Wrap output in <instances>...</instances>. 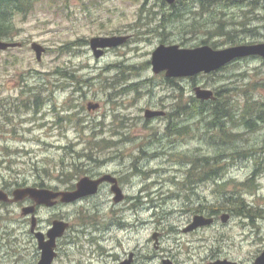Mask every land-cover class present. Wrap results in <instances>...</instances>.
Returning <instances> with one entry per match:
<instances>
[{
    "label": "rangeland",
    "instance_id": "obj_1",
    "mask_svg": "<svg viewBox=\"0 0 264 264\" xmlns=\"http://www.w3.org/2000/svg\"><path fill=\"white\" fill-rule=\"evenodd\" d=\"M249 3L252 4L249 6ZM249 3L236 2L231 8L225 4H216L206 11L199 9L196 5L188 6L187 10L183 7L186 5L183 4L176 10L179 16L176 19H170L169 22H167L169 6L162 7L161 0H34L29 10L14 13L10 19L14 36L3 39L18 41L22 43V46L0 50V160L2 161L0 184L24 180L25 187H31L34 181L38 183L42 181L45 187L53 188H64L70 185L62 181L69 178L66 175L73 173L75 163L83 165L84 172L89 170V158L82 155L89 154L84 150L89 151L91 143L95 142L91 137L93 131L90 126L96 125L95 130H115L125 125L124 115L133 119L125 127L129 124L135 125L133 129H138L142 135L144 134L135 143H144L150 138L155 142L154 139L158 138L157 131L164 130L166 121H153L148 126H143L141 122L138 124L137 121L143 116L144 108H160L162 103L166 106L171 103L170 88L151 68V55L156 46L160 43H177L193 48L204 43L211 45L218 42L214 47L224 48L234 44L226 43V38L223 39L222 36H211L209 33L217 31L220 24H226L225 28L228 29L241 28L243 27L239 25L242 24L241 22H248L249 28L253 31L251 36L245 39L240 36L242 41L236 44L262 42L264 41V7L260 2L259 4L253 1ZM161 22L165 28L161 27ZM230 22L234 24L228 25ZM151 29L154 32L149 33ZM121 30L134 34L133 38L126 45L112 50L102 59L96 60L86 51L74 56L75 47L72 45L76 38L88 39L101 31L115 34ZM142 31L148 32L144 34ZM34 43L46 48L38 60L32 48ZM81 47L84 48V46ZM83 63L93 67L88 69L90 72L86 70L75 72L74 69L78 70L77 67ZM108 64H111L113 68L117 66L119 69H116L119 71L123 69L124 73L118 70H104L103 68ZM77 74L83 79L97 75L99 79L96 81L106 79L118 81L127 78L125 82L139 83L141 95H136L130 90L127 95L114 100L115 104H110L101 90L104 85L102 87L98 83L87 89L88 99L100 102L101 106L89 112L85 107L89 100L74 94L73 86L66 87L67 81L71 80L70 75L75 77ZM41 82L64 85L61 89H51L54 92L52 96L46 95L44 108L40 114L12 113L8 122L7 116L2 115V105L8 107V103L15 97H20L21 100L26 99L29 96L28 85H39ZM177 82L188 85L186 96L192 95V98L195 97L196 86L215 90L222 88L224 97L229 99V102L233 101L235 110L237 111L238 108L239 114L240 111L247 109V106L252 108V114L257 104L264 107V60L261 58L239 60L226 65L217 73L201 74L194 80L180 79ZM176 90L174 92L178 95L179 92ZM176 103H180L178 97ZM113 105H118V108L110 111ZM58 114L65 118L58 126H55ZM41 116L42 119H40ZM199 119L190 116L187 122H184L189 125L186 134L161 138V142L150 147L151 150H161L163 154L156 158L142 159L141 167L145 170V174L135 177L133 182L138 184L142 181L141 178L147 177L139 184L142 186L155 184V180L157 184H151L149 189L153 191L160 189L158 194L160 197H156L157 192L154 193V197L157 200L162 198V200L157 201V208L150 209L151 204L144 200L142 205L138 206L140 208L137 214L127 210L124 218L127 223H132L135 227L128 232L119 228L107 230L108 239L104 242L106 247L113 248L120 239L128 248L135 247L137 242L142 243L143 254L153 256V259L145 258V264H162V259L168 257L165 254L171 255L174 264H206L211 254L213 257L217 254L220 256L229 254L240 259H249L263 247L264 241L260 237L264 234V166L257 168L252 159L245 157H235L228 162L226 160L222 162L224 167L222 175H225L227 178L225 182H228L224 186L226 191L223 194H228V190L232 192L237 189L245 197L243 200L246 205L254 208L255 212L258 211L257 216L262 217L253 220V225H249L252 228L248 226L249 220L246 218L234 217L221 229L212 228L198 232L185 230L187 224H184V221L198 206L193 204L190 196L194 193L193 198H197L202 193L203 187V185H196V192L190 185L182 186L186 170L190 166L187 157L203 155L211 160L217 153L222 157L220 153L223 151L215 143L217 131L209 130L205 139L201 115ZM99 122L104 124H98ZM158 125L160 126L157 127ZM162 134L163 132L159 133V135ZM252 137L250 133H244L239 144H247ZM251 143L257 144L255 141ZM155 151L150 152L153 154ZM105 153L111 152L96 153L97 158L104 157ZM131 159L127 156L124 161L108 162L103 170L124 171L125 166L121 165L125 162L127 166H130ZM254 168L257 171L256 174H254ZM251 173L253 175L248 182ZM78 177H80L79 174L76 178L73 177L72 181L74 182ZM241 181H244V186L236 183ZM248 184H250L249 187H247ZM172 193L175 196H170ZM208 196L212 198L210 194ZM203 200L201 203L204 205ZM227 200L228 198L222 196L218 201H208L205 205L218 204L224 212L231 211L232 208ZM103 205L104 211L95 212L96 216H93V212L84 207V204L67 205L59 209L44 208L40 216L51 220L50 215L55 216L56 211L61 210L62 213H69L73 220L84 218L87 222L105 224L110 216L106 212L107 205L111 203L109 201ZM187 207H191L192 212L186 211ZM160 209L163 214H160ZM0 213V234L7 233L11 237L6 229L16 234L20 232V228L13 226L14 220L22 216L19 207H3V209L0 208ZM192 221L193 218L189 225ZM255 221H259V229L256 228L258 224ZM154 234L157 235L156 240ZM154 245L159 247H155L154 250ZM10 246L8 242L7 247L11 248ZM16 247V244L12 245L11 250H17ZM86 250L87 247L81 245L79 250L76 249L69 255L78 257L80 253L85 254ZM0 264L14 263L7 256L0 255Z\"/></svg>",
    "mask_w": 264,
    "mask_h": 264
},
{
    "label": "flooded vegetation",
    "instance_id": "obj_2",
    "mask_svg": "<svg viewBox=\"0 0 264 264\" xmlns=\"http://www.w3.org/2000/svg\"><path fill=\"white\" fill-rule=\"evenodd\" d=\"M251 1L258 4L260 2L261 6L264 7V2L262 0H194V1L174 0L172 3H168L165 0H161V6L162 7L165 5L169 6V10H168L169 19L168 20L166 19L167 22H169L170 19L173 20L179 16L176 10L179 8L180 5L183 4L186 5L183 7L187 10H188V6L196 5L199 7V9L206 11V9H209L210 6L216 4H225L228 8H231L234 6L236 2L246 4ZM251 4L252 3H249L248 5L250 6ZM249 10L252 11V9L250 8ZM232 24L234 23L230 22L228 25H232ZM161 27L165 28L163 22H161ZM106 32L107 31L98 32L97 35L91 36L88 39L82 37L76 38L72 45V47H75L73 50L74 56H77L79 52L84 53L86 51L87 53L89 52L90 55L94 57L96 60H100L104 56L108 55V53H110L112 50L126 45L127 42L130 39H132L134 36V34L123 32L122 30L119 33H115V34L106 33ZM142 32L145 34L148 31H142ZM151 32H154V30L153 29H151V31L149 30V33ZM209 34L211 36H222L223 39L225 38L227 39L229 37V35L224 33L223 30L221 29H218L214 33H209ZM94 37H117V38L125 37V39L123 40V42H116V44L114 45H106V46L104 45L93 48L91 44V40ZM0 39L4 40L3 38ZM206 41H208V37H206ZM160 44H164L166 46L177 45L180 48H187L177 43H171V44L160 43ZM18 46H22V43L19 42ZM81 46H84L86 50ZM10 48L12 47L6 48L4 50ZM98 51H100L101 54L97 57L95 53ZM247 58H242L240 60ZM237 61H239V59L228 63L227 66ZM225 66L211 73H217ZM77 68L78 70L74 69L75 72H83L81 70H86V72H90V70L88 69H92L93 67L90 66V64L83 63L81 64V66ZM95 68H99V67H95ZM116 68L118 67L115 66L113 68L111 67V64H108L103 69L106 71L107 70L113 71L119 69ZM121 69L122 66L120 67V70ZM56 72H60V71L56 70ZM119 72L124 73L123 69ZM156 74H158V76H160L164 84H166L170 88L171 92H169V98L171 99V103L168 104L167 106L164 103H162L160 108H149V107L144 108L142 110V113H144L143 116L138 119L139 121H137V123L141 122L143 126H148L153 121H157V120L166 121V123L163 126L164 130L157 131L158 135L156 137L158 138L154 139L155 142H153L152 138H150L147 139L144 143L143 142L135 143L141 137H143L144 134L142 135L138 129H133L135 125L129 124L128 127H125L129 121L131 120L133 121V119L127 118L126 115H124V118L126 119L125 125L115 130L113 129L95 130L96 125L93 124L92 125L93 127L90 126V129L93 131L91 137L93 138V140H95V142L94 144L91 143L90 146L91 148L89 151L84 150V152L90 154L89 157L90 164L88 165L89 170L88 172L85 171L83 175H79V176L80 177L89 176L91 179L97 180L103 175L108 174L112 178H114V181L103 180L99 182L97 185V189L93 194H89L81 198H78L72 203L67 204L62 202L61 196H59L57 197L55 204L52 206H47L45 204H38L29 196H26L23 199L15 200V196L13 194L14 190H16L17 188L25 187L23 186L24 184L19 187H16L18 186L16 182H18L19 180H15L14 182L12 183L10 182L5 185L3 183L0 184V190L4 191L7 195V200H0V208L3 209V207L17 206L20 208L22 215L14 220L15 225H13L16 228H20V232L16 234L12 232V230L6 229L8 230V232H10L9 235H11V237H9L7 233L0 234V255L2 257L7 256L9 260L14 264H39L43 254V249L40 247L39 240L42 237L43 241H48L49 229L52 227L53 222L55 220H59L66 222L67 225L64 228L63 232H61V234L58 235L54 240V244L52 247V251L54 254L49 264H95V263L96 264H122V263L145 264L144 263L145 258L153 259V256L151 254H143L142 243L137 242L135 247L128 248L124 245L123 241L120 239L118 242H116V246L113 245V248H111V247H106L104 245L105 244L104 242L107 241L108 239V237L106 236V231L109 229L119 228L126 230L128 232L131 231L133 227H135V225H132V223H127V221L124 218L125 217L124 213L127 210L132 212L133 214H137L140 208L138 206L142 205V202L144 200L148 204L149 203L151 204L149 205V209L152 207L153 208L158 207L156 206L157 201L162 200V198H159L158 200L156 198V197H160V195H158L160 189L156 191L149 189L150 186H152L151 184L153 185L157 184L156 181L154 180L155 184L150 183L147 185L139 186V184H141V182L147 177L141 178L142 181L138 184L134 183L133 179L137 176L140 177L143 174H145L144 173L145 170L143 169V167H141L142 159L156 158L160 154H163L161 150H156V149L151 150L150 147L156 143L161 142V138L171 137L175 135L176 123H180V126H183V128H185V132L187 131V128H189V125L184 124V122H187V120L190 118V105L193 98L192 95L186 96V89L188 88V85H181L179 82H177V80L184 79L187 81H191L194 80L195 77L186 76V77L176 78L175 76H166V72L164 70L160 72H156ZM96 79H99L97 78V75L90 76V78L88 79H83L81 76H78V74L75 75V77L72 75L71 80L67 81L68 83H66V87L73 86L74 94H78L77 95L78 97L87 100L89 98V93H88L89 91H87V89H90L92 86L99 83L102 85V87L104 85V88H101V90H103V92L105 93L107 102L110 104H115L114 100L127 95L130 92V90L135 92L136 95H141L140 94L141 91L139 90L140 88L138 87L139 83L125 82L127 78L118 81H107L106 78H105L106 80L104 79L105 81H100V80L96 81ZM63 85L64 84H62V86H59L57 83H47V82H41L39 85H28L29 96L23 100H21L20 97L13 98L12 101L8 103V107H4V105H2V115L5 114L7 116V121L10 122V115H12V113H18V115L24 112L27 113L29 112L32 114L34 113L40 114L41 110L44 108L46 95L48 94L49 96H52L54 92L51 89H61ZM207 89H210L212 91V96L207 99H200L202 101V112H201L202 129L203 130L205 129L204 130L205 139H207L209 130L215 129L217 131L215 143L218 145V148H220L223 151L220 153L222 157H220V155H218L217 153L216 156L210 160L212 162L203 163L204 174L205 175L207 174V169L209 165H211L214 166V169L216 168L218 171L215 176L204 177L200 180L185 179L184 180L185 182L182 181V186L190 185L192 189L196 192H197L196 185L199 186L203 185L202 193H200V195L198 194L200 197L198 196L197 198H193L194 195L190 196L191 200L193 201V204L198 206L195 208L197 210H194V213L187 216L188 218L184 221V224H187L186 226H188L194 215L198 213L205 216L206 218H213V222L211 224L198 226L197 228H194L190 232L204 231L206 229H212V228L221 229L224 226H226L228 222L234 217L246 218L247 220H249L248 221V226H249V225H253L254 222L253 220H257V218L262 217V216H257L256 213L255 214L250 213L246 216V215L238 214V212L232 210L224 212V210H222L218 204H214L210 206L205 205L208 203V201H212V200L218 201V199L222 196L228 198L227 201H233L240 198L245 199L243 194L239 192L237 189L236 191H232V192L228 190L229 192L228 194L225 195L223 194L226 191L224 186L228 184V182H225L227 178L225 177V175H222V172L224 170V167H222L223 165L222 162H224L225 160L226 162H228V160L234 159L235 157H245L248 159H252L254 163L258 166V167L256 166L257 168H261L262 166H264V113H259V114L250 113L247 115L239 114V112H237L238 108L237 111L235 110L233 101L231 100V102H229L230 100L224 97L222 88H218L217 90L211 88H207ZM49 90L51 91L48 92ZM174 90H176V92H179L178 95L177 93L174 92ZM177 97H178V102L180 103H176ZM100 106H101L100 102H95L93 100H89L85 104L86 110L89 112L99 109ZM181 106L183 107V110L181 109ZM217 107L218 109L219 107H224L225 113L223 114L220 113L219 115L216 114ZM117 108L118 105L116 106L113 105L110 107V111H115L117 110ZM148 110L156 111L157 113L151 116H146V112H148ZM177 110H179V114L176 113ZM63 118L65 117L58 114L55 126H58L60 122H62ZM40 119H42V116L40 117ZM98 124H104V123L99 122ZM159 126L160 125H158L157 127ZM160 132H163V134L159 135ZM244 133H250L253 137L251 141H249L247 144L244 143L240 145L239 142L240 140L243 139ZM258 138H260V140H258ZM252 141H255L257 144L253 145L251 143ZM104 151L111 153H105L106 155L108 154L109 155L108 156L105 155L104 157L100 156L99 158H97L96 153H101ZM150 151H155V153L152 154ZM261 154H262V158H261ZM127 156H130L132 159L130 166H127L126 163L123 162V165L121 166L122 167L125 166L124 171L110 172L109 170H103V167L105 166V164L107 165L108 162L111 163L114 160L124 161ZM203 157L208 158L207 156H203ZM74 165L77 164L75 163ZM256 173L257 171L255 170L254 174ZM252 175L253 173H251L248 182L251 180ZM66 176H68L69 178L65 179L64 181L66 182L64 183L66 184L70 183V185L65 186L64 188L41 186L37 184L38 183L37 181H34L33 182L34 184L32 183L31 187L48 188V189L51 188V190L55 192L75 190L76 183L80 177L75 179L74 182L72 181L73 177L75 178L77 177V173L74 171V169L72 174ZM191 181H198V182L192 183ZM20 182L24 183L25 181L20 180ZM40 183H42V181H40ZM236 183L241 186H244L245 184L244 181L236 182ZM249 186L250 184H248L247 187ZM155 192H157L156 197H154ZM208 194H210L212 198H209ZM170 196H175V194L172 193ZM185 196L187 197V195ZM199 199L201 200L204 199L203 201L205 202L204 204L205 206L201 202H199L201 201ZM109 201L111 205H107L108 211L106 212H108L110 216L107 218L105 224L95 223L91 221L87 222L86 219L84 218L73 220L69 216V213H62L61 210H57L55 216L50 215L51 220L47 218H42L40 216V212L44 208L59 209L63 206L76 205V204H84L85 205L84 207H87L89 211L93 212V216H96L95 212L97 211L103 212L104 211L102 209L104 206L103 204H106ZM27 206H33L34 210L31 213L25 215L23 214V208ZM198 207H201V209ZM185 210L188 212H192L191 207H187ZM159 212L160 214H163L161 209L159 210ZM224 215H227L226 220L222 219ZM256 223L258 224L256 228L259 229L260 228L259 221ZM249 227L252 228L251 226ZM260 239L264 241V234H262ZM8 242H10L11 248L12 245L16 244L17 250L12 251L11 248H8L7 247ZM80 244L87 247V250L84 252L85 254L80 253L78 257H70L69 253L72 254V252L76 249L79 250V248L81 247ZM155 247L158 248L159 246L154 245V250ZM263 249H264V245L259 250V252H257L249 259H240L239 257H234L229 254L223 256L217 254L216 257H213V255L211 254L209 256L211 258H208L206 264H209L211 261L218 259L227 260L230 262H237L238 264H254L256 257L261 253V251H263ZM221 250H223V248ZM165 255L168 257L163 259H170L172 261V264H174L171 255H167V254Z\"/></svg>",
    "mask_w": 264,
    "mask_h": 264
},
{
    "label": "water",
    "instance_id": "obj_3",
    "mask_svg": "<svg viewBox=\"0 0 264 264\" xmlns=\"http://www.w3.org/2000/svg\"><path fill=\"white\" fill-rule=\"evenodd\" d=\"M172 3L174 0H165ZM264 1V0H263ZM123 38L117 37H94L91 40L92 47L114 45L116 42H123ZM19 45L17 42L0 40V49L4 50L8 47H15ZM32 48L35 50L36 58H41V53L45 50L41 45L34 43ZM100 51L95 55L98 57ZM261 56L264 58V42L245 43L233 46H228L220 49L212 48L208 44L193 48H180L177 45L166 46L160 44L152 52L151 65L154 72L166 71V76H192L199 72H211L216 70L228 62L247 56ZM195 95L200 99H207L211 97L212 91L208 89H201L196 87ZM156 111L146 112V116L156 114ZM103 180L114 181L110 175L105 174L97 180L91 179L89 176L81 177L76 183V189L73 191H58L55 192L48 188H33L24 187L17 188L13 194L15 200L23 199L26 196L32 198L38 204H45L52 206L55 204L57 197L61 196V201L64 203H71L83 196L93 194L99 182ZM0 200H7V195L4 191L0 190ZM34 210L33 206L23 208V214H29ZM223 220L227 219V215L222 217ZM213 222V218H206L203 215H194L193 221L188 225L185 230H193L198 226L208 225ZM67 223L59 220L53 222L52 227L48 231L49 240H39L40 247L43 249L42 259L39 264H49L53 257L52 247L55 238L63 232ZM157 239V235H153ZM126 264V263H122ZM162 264H172L171 260L164 259ZM209 264H238L237 262H230L227 260H215ZM254 264H264V250L256 257Z\"/></svg>",
    "mask_w": 264,
    "mask_h": 264
},
{
    "label": "trees",
    "instance_id": "obj_4",
    "mask_svg": "<svg viewBox=\"0 0 264 264\" xmlns=\"http://www.w3.org/2000/svg\"><path fill=\"white\" fill-rule=\"evenodd\" d=\"M33 1L34 0H0V38L14 36L12 23L10 21V19L12 18V15L14 13H21V12H25V11L29 10L31 3H33ZM248 12H250V11H248ZM241 23L242 24H239V25L243 26V27L240 26L242 29L237 28V27L228 29V28H225V27H227L226 24L225 25L221 24L220 26H218V29L223 30L224 33L229 35V37L226 39L227 41H225L226 43H228V44L240 43L242 41L240 36H242L244 39L248 36H251L253 29L249 28V26L247 24L248 22H241ZM245 33H249L250 35H247ZM217 43L218 42H214V43H211V45L214 47V46H217ZM63 76H66V75H63ZM70 77H72V75H70ZM182 106H181V109L183 110ZM216 110H217L216 114H218V115L220 113L221 114L225 113L224 107H219V109L217 107ZM201 112H202V101L200 99H196L193 96V99H192L191 105H190V116L195 117L196 119H199ZM253 112L256 114L264 113V108L261 105L257 104V107H256V109H254ZM176 113L179 114V110H177ZM250 113H252V109L250 106H247V109H245L244 111H240V114H246L247 115ZM199 121H200V119H199ZM187 132H188V128H187V131L185 132V128H183V126H180L178 123H176V127H175V135L176 136L184 135ZM82 156H86L87 158H89L90 154H84ZM187 158L189 159L190 166L186 170L185 179L200 180L204 177L215 176L218 172L216 168L214 169V166L209 165V167L207 169V174L206 175L204 174L203 163L204 162H212V161H210L209 158L203 157V155H193L192 157H187ZM0 164H2L1 160H0ZM74 170L77 173V175L78 174L81 175L84 172L85 168L83 167V165H74ZM63 182H66V181L63 180ZM191 182L197 183L198 181H191ZM16 184L18 186H21L24 183H21L20 181H18V182H16ZM38 185L44 186V183L43 182L38 183ZM192 195H194V194L192 193ZM194 202H196V201H194ZM199 202H201V201H199ZM227 202H229L230 208H232L231 210L238 212V214H242V215H246V216L250 213L251 214H255V213L258 214L257 213L258 211L254 212L255 209L250 207V206H247L242 198L237 199V200H233V201H227ZM198 208L201 209V207H198ZM195 210H197V209H195Z\"/></svg>",
    "mask_w": 264,
    "mask_h": 264
}]
</instances>
